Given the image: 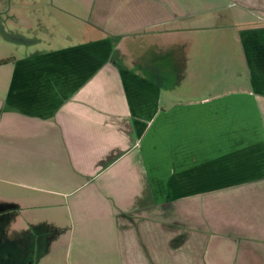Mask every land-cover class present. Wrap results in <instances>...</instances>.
<instances>
[{
  "label": "crops",
  "instance_id": "obj_1",
  "mask_svg": "<svg viewBox=\"0 0 264 264\" xmlns=\"http://www.w3.org/2000/svg\"><path fill=\"white\" fill-rule=\"evenodd\" d=\"M94 1H56L47 13L68 19L59 38L41 25L49 46L37 34L0 56V181L34 193L3 206L48 194L53 222L64 214L65 234L93 259L84 264H264L259 0H112L99 11ZM215 35L250 86L214 87ZM174 210L186 216L170 221Z\"/></svg>",
  "mask_w": 264,
  "mask_h": 264
},
{
  "label": "rangeland",
  "instance_id": "obj_2",
  "mask_svg": "<svg viewBox=\"0 0 264 264\" xmlns=\"http://www.w3.org/2000/svg\"><path fill=\"white\" fill-rule=\"evenodd\" d=\"M56 1H61L65 5L69 2V0H0V56L8 54L9 51L19 53V50L16 49L14 43L29 42L25 40L26 38L31 39V42L33 40L35 41L37 34L43 39L38 47H44L45 45L49 46V43H46V41L51 42L52 35L48 34L46 30H43L41 25L53 33V36L59 38V33L63 30L61 25L68 22V19L63 20L65 17L64 14H57L55 16L47 13L49 10L54 9L52 7L56 5ZM224 2L225 1H222V4ZM103 5H105L104 7H112V0H95L93 9L99 11L98 9ZM194 5L202 7L203 3L201 1ZM259 6L264 9V0H259ZM227 9L229 12L226 11ZM227 9L225 10L224 15H221V17L217 19L219 22H232L233 12H235L236 7ZM92 20L99 22L103 21L102 16L99 14H94V17L91 18V21ZM230 31L235 33L231 38L233 43L234 37L235 41L238 42L236 28L233 27ZM199 33L200 31L195 35L199 37ZM201 36L203 38V33L200 34V37ZM214 37L213 46L211 48L209 47L208 52L204 51L205 54L223 59L220 60L221 77L216 79L214 87L223 88L221 90H236V88L250 86V79L247 71L243 72V67L237 68L233 62L229 63L224 59V56H228L232 51H228L225 47L220 45V36L215 35ZM54 43L55 40L53 39L52 44ZM194 47L195 45L190 49ZM238 70L241 71V74L238 73ZM33 194V192L14 184L0 181V264H23L27 263V261H29L30 264H84L92 261L93 259L89 257L87 258V255L86 258L82 257V255H84V248H79L77 238L71 236L69 239L65 234L67 231H65L67 219H65L64 214H62L64 220L53 222L57 215V208L50 205L48 194L40 193L38 196L41 199L39 205L36 206H25L20 209L16 206H3L6 199L16 200L17 198H31L33 197ZM23 211H25V216L24 221L20 223L21 227L18 226V228L12 231L10 230L8 234L3 233L1 230L2 219L9 214L14 215L15 212L22 214ZM173 212L176 215V210L172 211L171 214H168L169 220H174L176 216L180 219H183L186 216V214L182 213L186 211L182 210L178 212L174 219H172V217H174ZM199 221L200 220L197 218H192L190 223L196 227L197 224H199ZM223 239L225 241L227 240L226 238ZM228 245H231L229 240ZM221 246H225L223 240L216 248ZM232 246L235 247L234 245ZM87 247L88 249H91V246ZM216 248L214 247V249ZM22 256L25 261H22ZM218 256L224 257L220 252ZM226 258L227 254L225 255V259Z\"/></svg>",
  "mask_w": 264,
  "mask_h": 264
},
{
  "label": "trees",
  "instance_id": "obj_3",
  "mask_svg": "<svg viewBox=\"0 0 264 264\" xmlns=\"http://www.w3.org/2000/svg\"><path fill=\"white\" fill-rule=\"evenodd\" d=\"M1 62H4V61H0V63H1Z\"/></svg>",
  "mask_w": 264,
  "mask_h": 264
}]
</instances>
